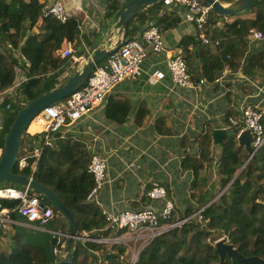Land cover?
Listing matches in <instances>:
<instances>
[{"label":"trees","instance_id":"obj_1","mask_svg":"<svg viewBox=\"0 0 264 264\" xmlns=\"http://www.w3.org/2000/svg\"><path fill=\"white\" fill-rule=\"evenodd\" d=\"M46 2L47 0H0V90L13 85L17 68L26 69L27 75L18 90L19 102L10 104L12 109L7 112L0 132L1 148L23 107L20 102L34 100L67 79L60 80V76L70 58L57 54L62 49L64 40L79 45L78 39L82 33L77 18L71 17L67 22H61L53 16H44L42 10ZM124 3L109 0L105 16L112 17ZM164 6L162 0L139 13L128 26V37L136 36L148 21L155 20L154 24L162 31L178 24L180 19L174 12L164 10ZM245 12L255 14V18L236 17L233 21L226 22L222 28L214 25L223 16L213 10L210 12L205 32L212 42L204 45L198 40L201 51L191 53L189 59L185 58L195 80L199 78L196 61L202 75L210 81L218 77L225 67L233 72L241 69L264 71V49L259 54L250 56L246 66L242 68L249 30L255 28L264 32V0L252 4ZM87 43L90 45L92 41ZM15 49H19L20 55H16ZM84 52V48H81L76 54L81 56ZM212 135V131L208 130L199 136V155L195 156L190 152L183 160L184 168L191 169L194 173L192 196L199 207L206 206L202 211L203 220L190 219L155 236L141 250L134 264H245L228 255L225 260L221 259L211 242L215 233H224L228 241L244 256H258L264 262V145L247 161L253 151L252 145L248 147L240 143L236 135L229 136L220 145V154L214 162ZM63 152L56 147L46 148L38 160L34 179L50 187L65 202L78 222L80 234L86 232L90 237L112 236L110 229H104L106 220L100 207L87 201L94 186V179L88 172L90 160L77 157L78 153L75 152V159L72 156L63 158ZM18 161L16 160L12 171L31 176L34 158L30 157L28 166L24 168L19 167ZM67 162L69 166L65 168ZM214 165L218 171V192L221 194L217 200L207 205L215 196L212 193L207 197L209 192L206 190ZM240 168L238 177L233 179ZM44 201L50 204L46 198ZM2 202L10 207L17 204L15 200ZM194 212V207H188L183 214L176 211L170 222L176 223ZM1 234L9 236L7 232L0 231ZM11 236L15 239V245L0 249V264H58L49 259L41 245L22 242L19 235ZM56 243L54 239L53 244ZM127 251L128 247L123 244L113 243L108 247L106 243L77 240L73 264H129L125 255Z\"/></svg>","mask_w":264,"mask_h":264},{"label":"crops","instance_id":"obj_2","mask_svg":"<svg viewBox=\"0 0 264 264\" xmlns=\"http://www.w3.org/2000/svg\"><path fill=\"white\" fill-rule=\"evenodd\" d=\"M92 1L63 0L70 16L79 21L82 33L78 39L79 45L73 44L76 58H79L77 50L84 48L83 55L86 56L96 40L100 45L108 44L107 17L101 16L99 8ZM164 10L174 12L180 19L175 26L163 30L164 40L170 51L181 52L188 59L191 53L200 52L198 30L193 22L185 19L186 9L174 5L164 6ZM230 17V21H233L236 17L255 18V14ZM154 22L155 20L146 22L137 34L147 24ZM120 37L121 34L115 31L113 43ZM66 40L62 48L65 47ZM88 41H92V44L88 45ZM246 41L247 51L242 68L246 66L250 56L259 54L264 49L262 40H250L246 37ZM15 53L20 55L19 49H15ZM167 62L166 54H151L145 60L140 75L119 82L104 106L92 110L70 125L67 132L63 129L67 135L56 144L58 150L64 151L63 158L72 156L75 159V152L78 153L77 157L89 161L91 153L97 152L107 159V181L98 195L101 206L117 209H137L150 204L158 206L159 202L149 200L145 188L153 180H161L166 184L178 214H183L188 207H194L196 211L199 204L192 196L194 173L191 169L184 168L183 160L190 152L195 156L199 155V136L208 130L213 133L216 128L223 127L226 115L239 118L243 102L259 101L264 106V71L261 69L231 72L225 76L223 84H212L207 88L178 87L169 75L156 83L150 82L149 76L155 70L167 72ZM83 64L70 58L67 66L62 68L60 79L62 76L68 77ZM197 64L196 61L198 74L201 69ZM26 78V69L17 68L13 85L0 90V132L8 110L12 109L7 105L19 102L18 90ZM233 130H229L227 138L235 135ZM219 154L220 146L212 143L214 162ZM68 166L69 162L64 167ZM218 187V171L214 165L206 188L209 192L207 197L212 193L217 194ZM11 220L5 232L19 235L22 242L41 245L49 259L57 262L54 251L56 248L63 250L64 242L62 237L54 236L53 231H65L67 221L62 215L57 213L55 219L46 225L30 222L19 214H13ZM55 237L56 245L53 244ZM2 238L6 239L5 245H8V237L1 234L0 239Z\"/></svg>","mask_w":264,"mask_h":264},{"label":"built area","instance_id":"obj_3","mask_svg":"<svg viewBox=\"0 0 264 264\" xmlns=\"http://www.w3.org/2000/svg\"><path fill=\"white\" fill-rule=\"evenodd\" d=\"M220 1L228 4L233 0ZM163 2L165 6L184 7L186 9L185 19L194 23L198 30L199 40L204 45L212 42V39L205 32L212 11L211 5L202 0H163ZM92 3L96 4L102 14L101 16L104 17L109 0H97V2L93 0ZM42 11L44 16H53L61 22H67L71 18L63 0H47ZM230 19V16L221 17L214 27L222 28ZM247 38L264 41V32L252 28L249 30ZM73 46L72 41L66 40L65 47L59 52L60 56L85 63L87 61L86 56L76 58ZM160 53L168 56L167 72L163 70L152 72L149 76L152 83H156L169 75L172 82L178 87L196 89L204 86L207 88L212 84H223L225 76L233 72L229 67H225L213 81L208 80L201 73H198L199 78L195 80L183 54L170 51L166 46L161 28L154 23H149L136 36L131 38L127 36L115 52L98 64L83 87L67 98L45 107L34 117L32 122L37 125L38 129L30 131L28 128L25 133L17 157L19 167L28 166L29 158L33 157L32 174L29 177L34 178L33 174L37 168L38 160L46 148H55L58 140L67 135L66 132L70 125L89 114L92 110L104 106L108 96L119 82L140 75L145 60L151 54ZM260 91H262L261 88ZM20 103L24 105V102L21 101ZM7 107L9 108L10 104ZM225 119L226 122L223 123V128L228 130L238 129L235 134L237 138L244 130L252 132L253 141L251 145L254 153L264 145V106L259 101L247 100L243 102L240 106L239 118L226 115ZM88 148H91V146ZM2 150L3 148L0 147V154ZM88 172L94 179V186L88 194L87 201L100 206L101 213L106 220L104 229H110L114 235L110 237H90L88 233L84 232L82 234L88 236L82 239L83 241L92 240L126 246L130 243L140 244L141 252L155 236L171 229L173 226L181 225L190 219L203 220L202 211L206 206L198 207L190 216L182 217L176 223H171L170 220L176 212V205L173 199L169 197L166 184L161 180H153L151 185L145 188L149 200L159 202L160 205L158 206L150 204L137 209H117L101 206L98 195L107 181V159L97 152H92ZM44 198L43 195L29 185L19 188L0 186V231H7L12 221V214H19L30 222H39L41 225L52 222L58 212L52 205L46 204ZM2 200H15L17 204L14 207L6 206ZM53 233L54 236L63 239L62 232L56 230ZM54 254L57 257V263H59L62 249L56 248ZM139 254L136 255V258Z\"/></svg>","mask_w":264,"mask_h":264},{"label":"water","instance_id":"obj_4","mask_svg":"<svg viewBox=\"0 0 264 264\" xmlns=\"http://www.w3.org/2000/svg\"><path fill=\"white\" fill-rule=\"evenodd\" d=\"M160 1L162 0H128L125 2L112 17H108V24L106 26L109 29L108 44L100 45L98 40L94 41L90 50L86 53L87 61L82 65V67L75 70L67 77L66 80L57 85L51 91L25 103L19 110L7 135L6 142L0 156V186H3L6 183H13L20 186L29 185L35 191L43 195L50 202V204L65 218L67 221V227L65 231L62 232L64 249L63 255L61 256L58 264H73V251L77 240H82L88 235L80 234L78 232L79 226L73 212L67 207L65 202L54 190L34 178H30L24 174L15 173L12 171L16 163L24 135L27 132L34 117L45 107L67 98L69 95L83 87L88 82V79L96 66L100 64L107 56L115 52L126 40L130 22L139 13ZM202 1L211 5L212 10L220 16L228 17L244 12L247 8L259 0H233L228 4H225L220 0ZM110 18H112V20ZM115 31H118V33L121 34V37L113 43L112 38ZM112 44H114V46H111ZM228 132L229 130L226 128H216L213 132V144L215 146H220L223 140L227 138ZM233 132L236 134L238 129L235 128ZM238 140L240 143L250 147L253 141L252 132L250 130H244L240 134ZM253 153V151L250 152L247 161L252 157ZM242 168H240L239 172L234 176L233 179L238 177ZM215 247L222 260H225V257L228 255L233 260H239L245 264H254L255 262L264 263L258 256H244L238 251L234 244L230 243L226 238H221L216 241ZM134 263V261L130 262V264Z\"/></svg>","mask_w":264,"mask_h":264},{"label":"rangeland","instance_id":"obj_5","mask_svg":"<svg viewBox=\"0 0 264 264\" xmlns=\"http://www.w3.org/2000/svg\"><path fill=\"white\" fill-rule=\"evenodd\" d=\"M245 13H247V12H242V14H245ZM109 18H107V20H108ZM111 20H112V18H110ZM106 20V21H107ZM107 25V24H106ZM66 77L65 76H62L61 77V79L60 80H64ZM240 170V169H239ZM239 170L237 171V173L239 172ZM236 173V174H237ZM3 186H6V187H14V188H19V187H21L20 185H17V184H13V183H6V184H4ZM221 194V192H218L217 194H215V196H214V198H213V201H215V200H217L218 199V197H219V195ZM212 201V202H213ZM211 202V203H212ZM58 212V211H57ZM58 214L60 215V213L58 212ZM9 233V232H8ZM11 235H13V234H11V233H9V236H8V240L7 241H9V242H7V244L8 245H5L6 244V239H4V238H2V239H0L1 241H0V249H7L10 245L11 246H14L15 245V239H14V237L13 236H11ZM114 235V234H113ZM112 235V236H113ZM221 238H226L227 240H229L228 239V237L224 234V233H215L213 236H212V238H211V242H212V244H214L215 245V243H216V241H218L219 239H221ZM55 239L57 240V238L55 237ZM113 244V243H112ZM112 244H109V243H106V245L108 246V247H111L112 246ZM128 247V251H127V253L125 254L126 256H127V260L129 261V264H130V262L131 261H133L134 259L135 260H137V258H136V255H138L139 253H140V249H141V245L140 244H134V243H130V245L129 246H127ZM63 249H64V247H63ZM62 255H63V250H62Z\"/></svg>","mask_w":264,"mask_h":264},{"label":"bare ground","instance_id":"obj_6","mask_svg":"<svg viewBox=\"0 0 264 264\" xmlns=\"http://www.w3.org/2000/svg\"><path fill=\"white\" fill-rule=\"evenodd\" d=\"M37 129H38L37 125L34 122H32L30 127H29V130L30 131H36Z\"/></svg>","mask_w":264,"mask_h":264}]
</instances>
